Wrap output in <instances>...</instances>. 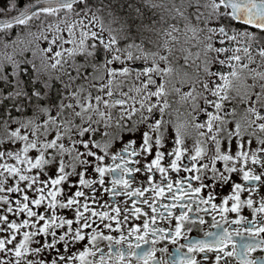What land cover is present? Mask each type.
Listing matches in <instances>:
<instances>
[{
    "label": "snow or ice",
    "instance_id": "snow-or-ice-1",
    "mask_svg": "<svg viewBox=\"0 0 264 264\" xmlns=\"http://www.w3.org/2000/svg\"><path fill=\"white\" fill-rule=\"evenodd\" d=\"M0 264H264V0H0Z\"/></svg>",
    "mask_w": 264,
    "mask_h": 264
},
{
    "label": "flooded vegetation",
    "instance_id": "flooded-vegetation-1",
    "mask_svg": "<svg viewBox=\"0 0 264 264\" xmlns=\"http://www.w3.org/2000/svg\"><path fill=\"white\" fill-rule=\"evenodd\" d=\"M242 195H244V194H242ZM105 199H107V197H105ZM244 214L247 215V216L251 219V214H250V212H249L248 210H246ZM208 219L210 220V218H208ZM217 219H219V217H217ZM200 235H201V234H198V233H196V232L189 233V237H190V238H200ZM181 243H184V241L182 240ZM100 247L103 248V247H104V244L102 243V244L100 245ZM168 247H169V251H170V252H174V251H175L174 246L169 245ZM158 255H160V254L158 253Z\"/></svg>",
    "mask_w": 264,
    "mask_h": 264
}]
</instances>
